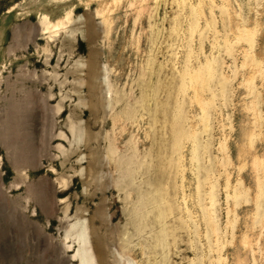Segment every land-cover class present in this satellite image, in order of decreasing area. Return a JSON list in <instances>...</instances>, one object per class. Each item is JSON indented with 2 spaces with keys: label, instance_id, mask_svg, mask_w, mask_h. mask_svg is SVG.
<instances>
[{
  "label": "rangeland",
  "instance_id": "obj_1",
  "mask_svg": "<svg viewBox=\"0 0 264 264\" xmlns=\"http://www.w3.org/2000/svg\"><path fill=\"white\" fill-rule=\"evenodd\" d=\"M263 52L264 0H0V264H80L82 220L125 264H264Z\"/></svg>",
  "mask_w": 264,
  "mask_h": 264
},
{
  "label": "bare ground",
  "instance_id": "obj_2",
  "mask_svg": "<svg viewBox=\"0 0 264 264\" xmlns=\"http://www.w3.org/2000/svg\"><path fill=\"white\" fill-rule=\"evenodd\" d=\"M65 0H60V2H64ZM114 2H117L118 0H113ZM120 1V0H119ZM200 3V2H199ZM200 6V5H199ZM203 10V9H202ZM189 12V11H188ZM72 14H73V12H72V10L70 9L67 13H66V15H65V17L63 18V19H61L56 25H54L55 27H56V29L55 30H53V33L54 34H56L57 33V31H58V29H61V30H63L64 32H65V34H67V33H69V36L71 37V38H73L74 40H75V36H76V29H68V26H66L67 25V23H70L71 21H77V22H79V21H81V19H83V18H85V16H77L76 17V19L75 20H71V17H72ZM202 14V13H201ZM203 15V14H202ZM93 16H94V14H93ZM83 17V18H82ZM95 18V17H94ZM202 18V17H201ZM43 19V18H42ZM43 21H44V19H43ZM83 22V21H82ZM85 22H86V19H85ZM105 21H104V18H103V20L101 21V22H99V23H97V24H95V27L91 24V21H89V19H88V21H87V24L85 25V23H84V25L86 26V29H83V30H85V33H86V37H88V38H90L92 35H93V33L95 34L97 31H99V30H101V25H103V23H104ZM196 22H194V24H195ZM190 24H192V23H190ZM198 24V23H197ZM196 24V25H197ZM236 25H240V24H236ZM52 26V25H51ZM191 25H189V27H190ZM198 26H199V24H198ZM110 27V26H109ZM196 27V26H195ZM49 27H46V30L48 29ZM53 28V27H52ZM58 28V29H57ZM95 28V29H94ZM191 28V27H190ZM201 28V27H200ZM238 28V27H237ZM246 28H248V27H246ZM44 29V28H43ZM191 29H193V28H191ZM236 29V28H235ZM241 29V28H240ZM194 30V29H193ZM196 30V29H195ZM199 30V29H198ZM197 30V31H198ZM247 30V29H246ZM250 30V29H249ZM80 32H81V34L83 35V32L84 31H81V30H79ZM200 31V30H199ZM216 32V31H215ZM238 32V31H237ZM239 33H240V31H239ZM247 33V32H246ZM251 33H253V32H251ZM98 34V33H97ZM85 35V34H84ZM107 35V34H106ZM217 35V34H216ZM240 35V34H239ZM247 35H249V34H247ZM54 36V35H53ZM68 36V37H69ZM94 36V35H93ZM99 36V35H98ZM85 37V38H86ZM97 37V36H96ZM240 37V36H239ZM247 37H249V36H247ZM252 37V36H251ZM50 38H52L51 36H50ZM71 38H70V40H71ZM82 38V37H81ZM93 38H95V36L94 37H92L91 38V41H92V39ZM241 38V37H240ZM239 38V39H240ZM245 38V37H244ZM250 38V37H249ZM84 39V38H83ZM251 39V38H250ZM33 40V39H32ZM52 40H54V39H52ZM242 40V39H241ZM252 40V39H251ZM73 41V40H72ZM88 41V40H87ZM90 41V40H89ZM90 41V42H91ZM229 41V40H228ZM217 44V43H216ZM215 45V44H214ZM213 45V46H214ZM250 48H252V47H250ZM47 51H48V49H46ZM45 50V51H46ZM48 53H49V51H48ZM47 53V54H48ZM92 53V52H91ZM93 53H94V51H93ZM92 53V54H93ZM99 52H97L96 54H98ZM264 53V52H263ZM62 54V53H61ZM95 54V55H96ZM94 55V54H93ZM245 56V55H244ZM60 57V56H59ZM89 57H92L91 55L89 56ZM247 57V56H246ZM48 58V57H47ZM46 58V59H47ZM247 58H249V57H247ZM60 59V58H59ZM95 59V58H94ZM96 59H97V57H96ZM48 60V59H47ZM207 60V59H206ZM209 60V59H208ZM261 61V60H260ZM46 62V61H45ZM96 62V61H95ZM93 60H89L88 59V61H86V62H77V64H78V66H80L81 68H84V69H86V74H87V77H89V81L88 82H90L88 85L86 84V86H88V91H89V93L92 95L93 94V96H94V94H98V95H101V96H98L99 98L101 97V99H100V101L98 102V104L101 102V100H102V107H103V109H104V111L106 110V108H109L110 107V96L108 95L109 94V92H110V90L109 89H106V90H104V84H106V81L107 80H101L100 82H98V84L99 85H97L96 84V82L98 81V79H99V76H100V73L102 72L101 71V69H100V71H99V69H97V66L98 65H96V63H95ZM211 62V61H210ZM252 62H253V60H252ZM258 62H259V60H258ZM213 63V62H212ZM246 63V62H245ZM255 63V62H254ZM259 63H261V62H259ZM99 64V63H98ZM200 64V63H199ZM198 64V65H199ZM210 64V63H209ZM249 64V63H248ZM258 64V63H257ZM257 64H256V66H257ZM262 64V63H261ZM251 65V64H250ZM259 65V64H258ZM207 66H209V65H207ZM244 66V65H243ZM262 66H263V64H262ZM210 67V66H209ZM259 67V66H258ZM258 67H257V71H259L258 70ZM264 67V66H263ZM99 68H100V66H99ZM251 68V67H250ZM254 68V67H253ZM260 68V67H259ZM215 69V68H214ZM263 69V68H262ZM103 70V69H102ZM207 70V69H206ZM201 71V70H200ZM191 72V71H190ZM208 72H209V70H208ZM256 72V71H255ZM103 73V72H102ZM187 73V72H186ZM193 73V72H192ZM215 73V72H214ZM197 74V73H196ZM200 74H201V72H200ZM261 74V73H260ZM56 76H57V74H55ZM102 75V74H101ZM191 75V74H190ZM208 75V74H207ZM255 75V74H254ZM103 76V75H102ZM200 76V75H199ZM210 76V75H209ZM256 76V75H255ZM190 76H189V73H188V78H189ZM197 77H198V75H197ZM213 77V76H212ZM250 77V76H249ZM252 77H253V75H252ZM251 77V78H252ZM259 77V76H258ZM260 77H261V75H260ZM259 77V78H260ZM57 78V77H56ZM55 78V79H56ZM90 79H91V81H90ZM191 79V80H190ZM189 80L191 81V82H194L195 81V79L197 80V78H196V76L195 75H192L191 76V78H190ZM248 79H250V78H248ZM85 81V80H84ZM189 81V82H190ZM250 81V80H249ZM199 82V81H198ZM248 82V81H247ZM85 83H86V81H85ZM104 83V84H103ZM191 84H193V83H191ZM201 84V83H200ZM209 84V83H208ZM247 84V83H246ZM188 85V84H187ZM205 85V84H204ZM207 86H209V85H207ZM250 86V85H249ZM191 87V86H190ZM207 88V87H206ZM250 88V87H249ZM208 89V88H207ZM206 90V89H205ZM100 93V94H99ZM50 96V95H49ZM53 96V95H52ZM95 96H97V95H95ZM65 98V97H64ZM95 98V97H94ZM255 98L253 97V100H254ZM257 99V98H256ZM209 100V99H208ZM197 101H200V99H199V97L197 96ZM257 101V100H256ZM255 101V102H256ZM201 102V101H200ZM253 103V102H252ZM256 105V104H255ZM90 106V108L91 109H96L97 108V105L96 104H90L89 105ZM252 109H253V106L251 107ZM62 109V108H61ZM254 111H256V109L254 110ZM257 113V112H256ZM105 116H106V111H105ZM260 114V113H259ZM258 114V115H259ZM257 115V116H258ZM108 116V115H107ZM104 117V116H103ZM258 119V118H257ZM119 120V119H118ZM72 122V121H71ZM117 122V121H116ZM258 122H260V121H258ZM72 123H74V122H72ZM115 123V122H114ZM80 125V124H79ZM79 125H77L78 127H79ZM116 125V124H115ZM73 126H76V125H73ZM80 127H81V125H80ZM80 127H79V129L77 128L76 130H77V132H78V139H80V137H81V129H80ZM254 127V126H253ZM256 130V129H255ZM258 130V129H257ZM259 131V130H258ZM194 132V131H193ZM259 133V132H258ZM83 135V134H82ZM89 135V134H88ZM97 135V134H96ZM255 136H256V132L255 131H251V132H248L247 133V141H246V145H244L242 148H243V154H248V150L247 149H250L252 146H253V141H254V139H255ZM226 137V136H225ZM257 137V136H256ZM95 137H93V139H94ZM224 138V137H223ZM90 139H92V138H90ZM92 139V140H93ZM225 139V138H224ZM222 140V139H221ZM225 140H223V142H224ZM221 142V141H220ZM223 142H221V143H223ZM225 143V142H224ZM242 148H241V150H242ZM223 150V149H222ZM228 150V149H227ZM240 150V149H239ZM241 150H240V154H241ZM226 151V150H225ZM222 152V151H221ZM225 153V152H224ZM228 153V152H227ZM239 154V153H238ZM224 155V154H223ZM217 156V155H216ZM226 156H228V155H226ZM239 156H237V158H238ZM228 158H229V156H228ZM227 158V159H228ZM243 158H244V156H243ZM100 159V158H99ZM246 159V158H245ZM255 160L253 161V168H256L257 167V164L259 163L258 161H259V158L258 157H256V158H254ZM102 160V159H101ZM218 160H219V158H218ZM224 160V159H223ZM239 160H242V156H240L239 157ZM99 161V160H98ZM96 162H97V160H96ZM102 162H103V160H102ZM100 163H101V161H100ZM229 163V162H228ZM243 163V162H242ZM244 164V163H243ZM95 165H96V163H95ZM94 165V166H95ZM223 165V164H222ZM245 165V164H244ZM252 165V164H251ZM250 165V166H251ZM224 166H226V165H224ZM241 166V165H240ZM252 167V166H251ZM93 168V167H92ZM240 168H242V167H240ZM262 168V167H261ZM225 169V168H224ZM237 169H238V167H237ZM262 170V169H261ZM91 172V171H90ZM260 172V171H259ZM262 172V171H261ZM96 173V172H95ZM88 177H89V174H88ZM260 177V176H259ZM92 180V179H91ZM93 180H95L94 178H93ZM258 183H259V181H258ZM257 185V184H256ZM260 186V185H259ZM241 190V189H240ZM257 190H259V188L257 189ZM210 192V191H209ZM210 194V193H209ZM257 197V196H256ZM186 202V201H185ZM149 207H152V208H149ZM146 208H149V209H146ZM157 207L156 206H142V207H140V206H134L133 207V209H135V211H134V215L135 216H141V215H143V216H145L144 218H149L148 216H152V215H158V213H160V211H159V209H156ZM100 213V212H99ZM157 213V214H156ZM102 215V214H101ZM104 216V215H103ZM107 216V215H106ZM110 215H108V217H109ZM101 217V216H100ZM107 217V218H108ZM105 218V217H104ZM110 218V217H109ZM263 219V218H262ZM77 220V219H76ZM105 220H107L106 218H105ZM148 220L149 219H146V220H144V222L142 223V227H141V231L139 232V233H142L143 231H145V232H149V233H151V228H152V226L154 225H158L159 226V228L161 229V231H164V228L162 227V226H165L164 224H161L162 222H155L156 224H154V223H148ZM152 222V221H151ZM78 223H80L79 224V226H78V228H79V230L78 231H75L74 230V228H76L77 227V225H78ZM158 223V224H157ZM211 226H212V230H213V232H215V227H214V224H211ZM69 227L70 228H73L72 230H74L76 233L73 235V236H75V238H76V241H77V248H76V251H75V256L76 257H78V259H79V261L78 262H80V264H108V262L110 261H108V255L110 254L117 262L119 261L118 260V257H122V253L120 252V251H116V250H113V248H114V246H113V244H107V243H105L104 242V240L105 239H103V237H102V239H103V241L101 242L100 240H96V239H98V237L97 238H95V237H92V231H90L91 229V226H89L88 225V223H87V221L86 220H82L81 222H79V221H77V222H73L72 224H70L69 225ZM69 230V229H68ZM71 230V229H70ZM93 230V229H92ZM93 232H96V230L95 231H93ZM66 233H68L67 231H66ZM97 233V232H96ZM94 235V234H93ZM113 235V234H112ZM70 236V235H69ZM100 236V235H99ZM101 237V236H100ZM151 237V236H150ZM74 238V239H75ZM93 238H94V240H93ZM101 239V240H102ZM110 239H112V238H110ZM114 239V238H113ZM107 240H109V239H107ZM75 241V242H76ZM245 243H247V241H245ZM114 244H116V242L114 243ZM113 247V248H112ZM140 250L141 251H143L144 250V247L143 246H141L140 247ZM110 255H109V257H110ZM74 256V257H75ZM111 257V258H112ZM220 257V256H219ZM222 259V258H221ZM218 260V259H217ZM224 260V259H223ZM111 262V261H110ZM109 262V263H110ZM220 262V261H219ZM119 264L120 263H122V264H125V263H123L122 261L120 262H118ZM126 263H129L128 262V260H127V262ZM217 263V262H216ZM111 264V263H110ZM117 264V263H116ZM130 264V263H129Z\"/></svg>",
  "mask_w": 264,
  "mask_h": 264
}]
</instances>
